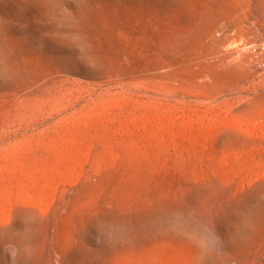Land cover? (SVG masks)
<instances>
[{
  "label": "rangeland",
  "instance_id": "1",
  "mask_svg": "<svg viewBox=\"0 0 264 264\" xmlns=\"http://www.w3.org/2000/svg\"><path fill=\"white\" fill-rule=\"evenodd\" d=\"M0 264H264V0H0Z\"/></svg>",
  "mask_w": 264,
  "mask_h": 264
}]
</instances>
